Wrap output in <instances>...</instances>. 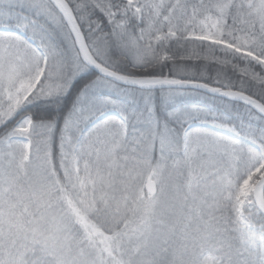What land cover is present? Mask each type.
Here are the masks:
<instances>
[{
	"label": "snow or ice",
	"instance_id": "1",
	"mask_svg": "<svg viewBox=\"0 0 264 264\" xmlns=\"http://www.w3.org/2000/svg\"><path fill=\"white\" fill-rule=\"evenodd\" d=\"M0 264H264V0H0Z\"/></svg>",
	"mask_w": 264,
	"mask_h": 264
}]
</instances>
